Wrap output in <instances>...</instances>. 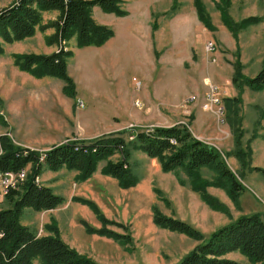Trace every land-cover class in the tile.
Masks as SVG:
<instances>
[{
	"label": "rangeland",
	"instance_id": "rangeland-1",
	"mask_svg": "<svg viewBox=\"0 0 264 264\" xmlns=\"http://www.w3.org/2000/svg\"><path fill=\"white\" fill-rule=\"evenodd\" d=\"M15 1L0 0V10ZM121 1L125 16L105 12L98 5L91 7L93 20L115 32L100 47L79 46L77 33L63 39L58 32L62 24L58 8L42 13L31 37L12 42L0 37V137L8 136L23 151L40 153L43 161L45 152L64 139L53 140L54 134L41 125L43 119L32 116L24 127L45 140L21 141L11 124L8 105L20 96L31 103L41 102L53 89L64 109L70 104L74 107L71 124L77 134L63 142L127 128L151 130L184 123L196 138L221 153L242 185L238 193L213 168L203 167L193 176L183 168L164 172L160 159L135 150L130 161L137 183L124 188L118 179H104L112 177L105 169L119 159L115 154L98 163L92 175V195L89 178L79 180V170L67 166L53 170L44 165L35 182L64 195L65 200L51 209L26 207L19 217L20 224L38 237L58 234L70 248L102 264H175L203 240L158 226L154 207L162 215L188 222L205 237L242 215L264 213V172L252 168H264V87L253 89L244 80L264 67V0ZM245 21L248 26L243 27ZM211 42L217 46L214 53L207 49ZM59 51L66 55L75 96L65 92L64 79L36 77L16 64L17 55ZM208 82L220 87L221 105L210 104ZM227 97L242 101L227 107ZM219 106L224 107V115ZM241 149L246 153L251 149L252 154L246 155L251 167L236 155ZM23 169L25 179L0 197V211L12 207L22 194L34 164ZM3 172L0 191L4 189ZM160 174L161 181L157 179ZM140 178L147 180L145 186ZM99 213L110 223L104 224ZM104 230L123 237H109ZM227 257L241 264H263L241 251ZM41 262L37 257L33 264Z\"/></svg>",
	"mask_w": 264,
	"mask_h": 264
},
{
	"label": "trees",
	"instance_id": "trees-1",
	"mask_svg": "<svg viewBox=\"0 0 264 264\" xmlns=\"http://www.w3.org/2000/svg\"><path fill=\"white\" fill-rule=\"evenodd\" d=\"M121 2V0H16L0 10V37L7 42L31 37L42 20V13L58 8L62 11V24L58 32L63 39L77 33L79 46L100 47L106 44L115 32L113 28L99 25L93 20L90 15L91 7L98 5L105 12L125 16L127 11L120 5ZM198 14L199 18L204 20L201 10ZM242 26H248L246 21ZM65 58L64 51L51 55L15 56L19 68L36 77L52 75L64 79L65 92L75 96L76 86L68 74ZM244 80L253 89H262L264 67L254 77ZM225 101L227 107H230L233 102L239 103L242 99L227 97ZM240 138L239 144L242 143V134ZM0 145L3 149L0 155V172L20 170L30 162L34 164V172L29 175L22 194L14 201L12 207L0 211V264H33L37 257L42 259L41 264H102L70 248L58 234L38 237L28 227L20 224L19 217L24 208L51 209L65 200L49 187L35 182L44 165L53 170H59L63 166L79 170L78 179L86 180L94 174L100 161L118 154L119 159L111 161L105 171L117 178L122 187L127 188L138 181L130 160L134 150H141L151 158L160 159L164 172L183 168L188 175L193 176L201 168L208 167L215 169L225 182L230 183L234 194L238 193L242 186L221 153L214 146L196 138L184 123L171 127H154L151 130L127 128L89 140H69L47 150L43 161L40 159V153L23 151L8 136L0 137ZM247 154H252L251 149L247 153L243 149L236 153L243 165L251 167V160L248 161L246 158ZM252 168L264 172V168L257 166ZM12 193L20 194L19 191ZM93 206L96 207L94 203ZM96 209L99 212L97 207ZM154 214V222L158 226L203 240L175 264H241L227 257L234 251H241L250 260L264 264L262 212L242 215L219 227L208 237L186 221L162 215L157 207H154ZM102 217L104 224L110 223L109 219L103 215ZM102 233L114 238L122 236L108 230Z\"/></svg>",
	"mask_w": 264,
	"mask_h": 264
},
{
	"label": "crops",
	"instance_id": "crops-1",
	"mask_svg": "<svg viewBox=\"0 0 264 264\" xmlns=\"http://www.w3.org/2000/svg\"><path fill=\"white\" fill-rule=\"evenodd\" d=\"M54 90L55 89L50 90V91L48 90L45 94V99L42 100L41 102L31 103L27 101L28 98L26 96H24V98L20 96L18 100H13L11 103H9L8 113L10 116L11 124L14 127V131L18 139H20L21 141L22 139L25 141L29 139L45 140L42 134L36 135V136L31 135L30 134V132L32 131L31 128H29V130L27 131V129L24 127V125L26 124V120L32 116H40L43 119V121L41 122V125L43 123L46 131L49 130L48 133L52 132L54 134L55 138L53 140L55 139L65 140L68 138L76 137L74 134H77V133L74 132L75 129H73V126L71 124L73 120L71 115L73 113L74 107L72 106V104H70V107L67 110L64 109L62 100L59 101L58 99H55L56 95L57 96H60V95L58 94V91L54 92ZM22 120H24V123H22ZM66 122L67 124H69V126H66L67 125ZM17 124H19L20 126H18ZM81 125L82 124H80L79 126ZM194 135L196 137H199L196 134ZM63 141L59 142L58 144H61ZM132 157H133V153H132ZM132 157H131V160H132ZM164 174L165 173H162V175ZM162 175L160 174L159 178H157L159 181H161ZM93 177L91 176L87 180V182L90 183L89 192L91 193V195H92V186H93V181H94ZM104 179H108L111 181L114 180V182L117 181V178H113V177H105ZM143 179L144 178L142 179L140 178V184L142 183L145 186V184L147 183V180H143ZM96 184L99 185V182H97ZM62 196L65 197L64 195Z\"/></svg>",
	"mask_w": 264,
	"mask_h": 264
},
{
	"label": "built area",
	"instance_id": "built-area-1",
	"mask_svg": "<svg viewBox=\"0 0 264 264\" xmlns=\"http://www.w3.org/2000/svg\"><path fill=\"white\" fill-rule=\"evenodd\" d=\"M209 52H215V50H217V46L214 43H210L209 47L207 48ZM213 60L216 61V57H214L213 55H211ZM209 86V91H208V100L210 102L211 105H221V99H220V95H221V89L218 86V84L216 83H207ZM82 106L84 105V102L81 101L80 103ZM138 104L140 105L141 102H138ZM208 108V105L207 107ZM219 113L221 115H224V107L223 106H219ZM10 171V170H9ZM3 172V191H0V197L3 194H8L9 193V188L10 186H15L18 182H21L25 179L26 177V171L24 169L22 170H18L17 172ZM15 188V187H14Z\"/></svg>",
	"mask_w": 264,
	"mask_h": 264
}]
</instances>
